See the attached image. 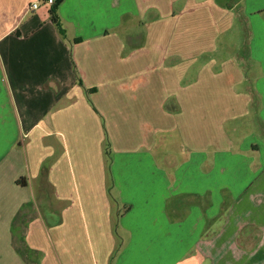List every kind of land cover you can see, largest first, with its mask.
Wrapping results in <instances>:
<instances>
[{"label":"crops","instance_id":"crops-1","mask_svg":"<svg viewBox=\"0 0 264 264\" xmlns=\"http://www.w3.org/2000/svg\"><path fill=\"white\" fill-rule=\"evenodd\" d=\"M52 6L0 0L13 264H264V0Z\"/></svg>","mask_w":264,"mask_h":264},{"label":"trees","instance_id":"trees-1","mask_svg":"<svg viewBox=\"0 0 264 264\" xmlns=\"http://www.w3.org/2000/svg\"><path fill=\"white\" fill-rule=\"evenodd\" d=\"M63 2V0H54V4L52 6V8L49 11V15L51 18L52 23L57 27V29L64 34V31L61 27V23L59 21L58 15H57V8L59 7V5H61V3ZM82 86V85H81ZM91 91L90 90H85V93L88 95ZM88 102L90 103V105L93 107L90 99L88 98ZM94 108V107H93ZM109 139L106 136L105 138V148L109 149Z\"/></svg>","mask_w":264,"mask_h":264},{"label":"rangeland","instance_id":"rangeland-1","mask_svg":"<svg viewBox=\"0 0 264 264\" xmlns=\"http://www.w3.org/2000/svg\"><path fill=\"white\" fill-rule=\"evenodd\" d=\"M35 4H39V2L37 1ZM109 148L111 147V143H110V140H109ZM2 239L3 238H1L0 239V249H1V253H0V258L2 259V260H4L2 263H0V264H13V262H12V258L9 256L10 255V253H8V252H6V250H5V244L2 242V244H1V241H2ZM9 254V255H8Z\"/></svg>","mask_w":264,"mask_h":264},{"label":"built area","instance_id":"built-area-1","mask_svg":"<svg viewBox=\"0 0 264 264\" xmlns=\"http://www.w3.org/2000/svg\"><path fill=\"white\" fill-rule=\"evenodd\" d=\"M46 3L48 4V5H53L54 4V0H46ZM37 7H38V4H33L32 6H31V9H37Z\"/></svg>","mask_w":264,"mask_h":264}]
</instances>
